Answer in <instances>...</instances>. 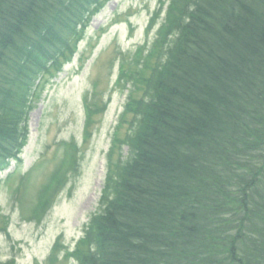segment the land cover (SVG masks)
Segmentation results:
<instances>
[{"label":"trees","instance_id":"trees-1","mask_svg":"<svg viewBox=\"0 0 264 264\" xmlns=\"http://www.w3.org/2000/svg\"><path fill=\"white\" fill-rule=\"evenodd\" d=\"M95 4L0 0V162ZM173 17L151 123L110 179L86 264H264V0H177Z\"/></svg>","mask_w":264,"mask_h":264},{"label":"rangeland","instance_id":"rangeland-1","mask_svg":"<svg viewBox=\"0 0 264 264\" xmlns=\"http://www.w3.org/2000/svg\"><path fill=\"white\" fill-rule=\"evenodd\" d=\"M158 5L159 0H112L94 18L83 41L77 43L79 52L73 62L66 65L56 78L46 77L45 80L50 82L44 90L32 91L29 121L26 123L29 140L20 155L22 163L13 162L8 170L0 172V264L73 263L67 257V251L72 250L77 239L84 235L91 214L98 212L99 191L103 187L107 166L105 157L100 156L102 142H106L104 128L110 122L114 124L110 116H116V102H125L118 96L120 92L115 93L118 90L114 83L116 66L124 64L130 74L152 77V70L138 63L136 53L144 44L145 48H152V42L158 37L146 32ZM162 20L164 18L159 24ZM110 68L112 78H115L112 82L108 77ZM95 79L102 84L98 100L108 102V110L98 120V126L95 125L93 138L85 143L80 125L81 97L91 91ZM155 83L157 89L161 83L159 80V84ZM143 96V90L136 94L137 99ZM62 141L78 146L74 154L76 158L69 159L70 166L63 172L59 188L52 191V199L48 193L47 210L32 218L31 209L43 195L48 176L60 161ZM117 154L121 156L118 150ZM103 166L102 181L94 196V183L102 174ZM27 172L30 173L21 193L14 192L21 175ZM61 233L63 249L49 262L51 247Z\"/></svg>","mask_w":264,"mask_h":264}]
</instances>
